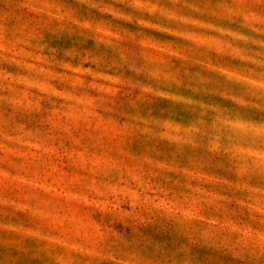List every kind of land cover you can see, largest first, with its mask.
I'll list each match as a JSON object with an SVG mask.
<instances>
[{"label":"rangeland","instance_id":"rangeland-1","mask_svg":"<svg viewBox=\"0 0 264 264\" xmlns=\"http://www.w3.org/2000/svg\"><path fill=\"white\" fill-rule=\"evenodd\" d=\"M0 264H264V0H0Z\"/></svg>","mask_w":264,"mask_h":264}]
</instances>
